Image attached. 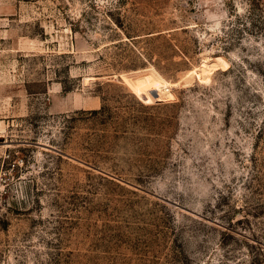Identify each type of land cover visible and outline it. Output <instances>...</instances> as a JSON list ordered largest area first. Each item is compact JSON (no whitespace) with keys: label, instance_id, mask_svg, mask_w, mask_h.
Segmentation results:
<instances>
[{"label":"rangeland","instance_id":"374dc122","mask_svg":"<svg viewBox=\"0 0 264 264\" xmlns=\"http://www.w3.org/2000/svg\"><path fill=\"white\" fill-rule=\"evenodd\" d=\"M0 264H264V0H0Z\"/></svg>","mask_w":264,"mask_h":264},{"label":"built area","instance_id":"2783aa9c","mask_svg":"<svg viewBox=\"0 0 264 264\" xmlns=\"http://www.w3.org/2000/svg\"><path fill=\"white\" fill-rule=\"evenodd\" d=\"M170 90V88L169 87H166V91H169Z\"/></svg>","mask_w":264,"mask_h":264}]
</instances>
